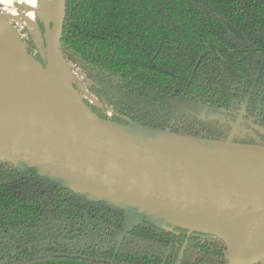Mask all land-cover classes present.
I'll return each mask as SVG.
<instances>
[{"label":"trees","instance_id":"trees-1","mask_svg":"<svg viewBox=\"0 0 264 264\" xmlns=\"http://www.w3.org/2000/svg\"><path fill=\"white\" fill-rule=\"evenodd\" d=\"M17 30L44 65L26 29ZM59 49L101 119L264 146L245 123L264 126V61L259 73L256 59H264V0H65ZM126 213L0 160V264H231L220 238L160 228L142 214L121 235Z\"/></svg>","mask_w":264,"mask_h":264},{"label":"water","instance_id":"water-1","mask_svg":"<svg viewBox=\"0 0 264 264\" xmlns=\"http://www.w3.org/2000/svg\"><path fill=\"white\" fill-rule=\"evenodd\" d=\"M42 8L44 36L33 42L44 65L17 31L33 79L0 48V89L18 105L0 107V160L142 214L160 228L169 224L216 236L231 264L264 262V146L101 119L81 95L98 105L95 98L58 75L62 61L73 76L59 49L65 0H58L56 23L49 19L50 6Z\"/></svg>","mask_w":264,"mask_h":264},{"label":"bare ground","instance_id":"bare-ground-1","mask_svg":"<svg viewBox=\"0 0 264 264\" xmlns=\"http://www.w3.org/2000/svg\"><path fill=\"white\" fill-rule=\"evenodd\" d=\"M5 1H16L19 3H24L30 8L36 11L35 17L45 18V11L42 8L43 4L45 6H50L51 14L49 19L51 23H56L58 18V0H5ZM50 4V5H49ZM28 7V8H29ZM34 17V18H35ZM25 26V25H24ZM28 31L36 38H39L40 30L33 19V28H28ZM42 36V35H41ZM0 48L15 62V64L30 78L33 79V74L29 68L24 64L22 55L20 53L18 36L12 37V33L5 27L3 20L0 18ZM54 75H56L54 73ZM65 83H69L71 80V74L68 72L67 66L61 61L60 73L58 74ZM16 101L9 95L5 87L0 89V107L4 108H15L17 107Z\"/></svg>","mask_w":264,"mask_h":264},{"label":"rangeland","instance_id":"rangeland-1","mask_svg":"<svg viewBox=\"0 0 264 264\" xmlns=\"http://www.w3.org/2000/svg\"><path fill=\"white\" fill-rule=\"evenodd\" d=\"M26 7L29 6H27L24 3H19L16 1L0 0V18L3 20L5 27L12 33V37H17L19 35L17 32L18 30H16V28L19 29L25 28L26 32L23 35V38H26V40H28L27 37L29 36L31 40L34 39L36 40V37H34L25 26H27L28 28H33V19L35 22L36 20L39 21L40 18L35 17L36 11L34 9L30 7L29 8ZM8 16L11 17L10 21L13 22L16 28L11 27L7 19ZM39 38H41V32ZM34 53L35 52H32V55ZM71 82H73V84L79 83L73 76L71 78ZM81 96L83 99H88L89 102H92L86 95L82 94ZM139 219H140V215L133 213H126L123 223V229L127 230L131 228L139 221Z\"/></svg>","mask_w":264,"mask_h":264},{"label":"flooded vegetation","instance_id":"flooded-vegetation-1","mask_svg":"<svg viewBox=\"0 0 264 264\" xmlns=\"http://www.w3.org/2000/svg\"><path fill=\"white\" fill-rule=\"evenodd\" d=\"M226 27L228 28V30L238 39V40H241L243 41V36L242 34L239 32V30H237L236 28H234L231 24H226ZM234 29L236 30L237 34L233 32ZM256 59L257 61H259L260 63V68H259V73L261 72L262 70V67H263V61L264 59H261L259 56H256ZM258 78V76L256 77V79ZM144 94L147 95L148 97L154 99V100H157L159 102H165V98L164 96L161 94V93H158V92H155V91H151V90H147V91H144ZM88 101V100H87ZM90 104H95L93 101L92 102H89ZM99 107L101 108L102 112L104 115L106 116H114V117H118V118H125V116L123 115H120L119 113L115 112L114 110L110 109L108 106L106 105H99ZM245 123L246 125H248V127L250 129H253L255 132H257L258 134L264 136V126L262 125H258V124H254L252 123L249 119H245ZM245 125V124H243ZM246 129L245 127H240V126H236L234 128V132H236L237 134L240 133V132H245ZM18 169V168H17ZM19 170V169H18ZM21 171V170H20ZM24 172V171H22ZM29 173V172H28ZM69 191V190H68ZM125 219V217H124ZM123 223H124V220H123ZM123 223H122V227H121V230L118 231L121 235H124L126 230L123 229ZM134 226V225H133ZM171 226V225H170ZM130 229V228H129ZM128 230V229H127Z\"/></svg>","mask_w":264,"mask_h":264}]
</instances>
